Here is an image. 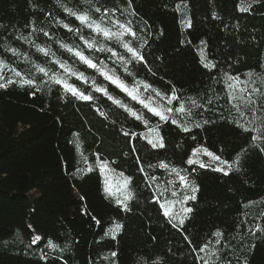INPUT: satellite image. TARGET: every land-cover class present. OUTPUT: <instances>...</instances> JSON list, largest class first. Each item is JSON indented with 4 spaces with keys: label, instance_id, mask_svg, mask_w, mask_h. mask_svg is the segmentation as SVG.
<instances>
[{
    "label": "trees",
    "instance_id": "16d2710c",
    "mask_svg": "<svg viewBox=\"0 0 264 264\" xmlns=\"http://www.w3.org/2000/svg\"><path fill=\"white\" fill-rule=\"evenodd\" d=\"M91 3L93 9L101 3L104 8H125L124 0ZM134 3L138 15L122 16L117 10L113 19L132 22L140 39L127 34L123 39L137 48L147 41L139 50L149 63L143 67L129 64L133 76L128 77L118 61L108 60L110 53L93 55L114 68L125 83L139 81L143 98L151 96L163 103L156 92L170 96V87L175 89L178 101L168 106L174 109L176 126L169 127L118 89L107 86V81L60 46L85 47L75 34L57 25L56 21L63 20L70 27H80L86 39L125 55L126 50L115 41L108 43L94 37L65 11L82 14V10H88L86 0H0V24L8 26L9 34L0 36V74L5 81H16L0 89V264H141L144 259L157 264H264V232L257 230L264 229V153L250 140L259 133L245 132L240 126L255 127L239 118L227 95L224 77L225 73L239 76L249 71L264 74V3H252L248 12L240 10L243 0ZM36 5L43 11L38 12ZM213 13L219 18L214 19ZM88 14L99 21V14ZM30 22H34L32 27L50 33V37L41 33L36 43L50 46L54 56L45 57L16 39L29 34L30 28L25 25ZM8 47L26 53L28 59L13 56L5 51ZM201 48L217 63L219 71L210 72L202 66ZM56 61L70 70L83 71L88 84L82 85L75 77L68 82L86 94L91 92L96 99L79 100L58 86L55 80L65 78L66 73ZM40 67L49 74L40 73ZM13 70L21 76L15 77ZM30 78L34 86L20 84ZM92 80L107 86L109 93L141 115V120L92 91ZM144 84L151 88H144ZM207 97H213L212 105L206 103ZM192 99L202 107H192ZM179 103L193 115L175 112ZM205 119L212 122L200 128L194 126ZM184 124L190 132H183ZM152 128L164 136L166 150L152 149L147 143L145 133ZM124 131L136 137L129 140L123 136ZM199 145L228 160L231 174L187 164L192 150ZM237 156L239 172L232 163ZM160 161L168 163L169 169L148 167ZM105 163L114 174L132 177L127 183L129 197L123 202L130 212H125L106 189L100 167ZM177 172L186 176L187 183L179 181ZM148 175L157 180H148ZM193 184L198 189L197 199L179 207V200L185 191L191 194L189 186ZM173 190L176 197L172 196ZM166 200L172 202L166 205L169 212L185 218L182 226L175 227L178 220L164 215L160 204ZM187 207L193 209L191 213L183 212ZM117 224L123 227L117 229ZM16 231L20 237L15 242L23 251L16 252L17 244L8 238ZM216 231L222 235L216 237ZM34 236L41 237L34 246H41L42 252L28 254L24 239L31 241ZM204 245L207 248L200 251ZM113 251L117 253L114 258Z\"/></svg>",
    "mask_w": 264,
    "mask_h": 264
},
{
    "label": "snow or ice",
    "instance_id": "6c2138e0",
    "mask_svg": "<svg viewBox=\"0 0 264 264\" xmlns=\"http://www.w3.org/2000/svg\"><path fill=\"white\" fill-rule=\"evenodd\" d=\"M86 3L88 4V10L83 11L82 14L77 15L75 11L72 9H65V11L68 13L69 16H72L76 21H78L81 25L86 27L88 30H91V32L94 34V37H102L106 42L111 43L113 41L116 42L117 46L122 47L126 50L125 55H127V59L125 58V55L119 54L117 51H115L112 47H108L105 44H100L97 42H92L91 39H86L84 34L81 31L80 27H70L69 23H65L63 20L56 21L57 25L62 26L63 29L67 30L68 32H71L75 34V36L83 42L84 48H80L79 46H69L68 44H62L61 47L65 48L67 52L71 53L76 60L82 64L85 68L97 73L99 76H101L105 81H107V86H111L115 89H118L121 91L126 98L130 99L133 102H137L144 110H146L148 113H150L152 116L157 118L159 121L165 122L169 127L176 126L177 125V119L174 118L172 115L174 112L173 107L168 106L172 105L174 102L178 101V97L176 94V90L170 87L171 95H162L159 92H156L155 89H152L153 92H156V96L159 98V101L163 102L162 110H159L157 107H153L154 103H157L158 101L153 100L151 96L141 98L139 96V81H135L132 85H129L125 83L123 79L119 75L116 74L114 68H108L107 63L105 61L99 60L98 57L93 55V52H99V53H110V56L108 57V60L112 61L113 63H116L117 61L122 65L123 74H125L128 77L133 76V73L129 70L128 65L132 64L135 65L136 63H139L141 67L145 66L149 62L146 59V56L139 50V48H143L144 44L147 43V41H144V43L139 45V48L133 47L131 41H125L123 38L127 34L136 40H139L140 37L137 35L136 31H133L132 22L127 21V23H121L119 18H115V12L118 10L121 12V15H127L130 16H136L138 13L135 11L137 5H135L134 0H124L125 8L119 9H109L104 8L103 4L101 3L99 6H96L94 9L92 8L91 0H86ZM264 3V0H253V4H260ZM36 7V10L38 12L43 11L38 7V5L34 6ZM180 7V5H178ZM103 8V11H102ZM242 12H248L252 10V5H248L247 7H243L240 9ZM88 12H94L95 14H99V22L96 19H93ZM47 15L54 19L51 12H48ZM213 18L218 19L219 17L216 15V13H213ZM107 18V20L105 19ZM32 23L30 22L28 25H25L26 28H30V32L28 35L21 34L19 37H16L17 40H23L25 44H28L30 47H34L37 52L43 53L45 57L54 56L55 53L51 51V47H45L41 44L36 43V39L40 38V34L42 33L44 37H50V33L45 31L43 28H36L32 27ZM112 24L115 30L113 28L102 26L105 24ZM187 26L190 28L191 21H186ZM0 29L3 31H0V36H7L8 34V26L4 24H0ZM35 37V38H34ZM201 45H206V41H201ZM5 51H10L13 56H20L21 58L27 60L28 55L26 53L19 52L17 48L15 47H8L5 49ZM87 53V54H86ZM200 63L202 66L210 71H219L217 63H215L212 59L208 58V55L206 54L204 48H201L200 50ZM2 63V61H0ZM57 64H59V67L61 69H64L66 76L63 79H56L55 83L62 87L67 93H70L72 96L76 97L79 100L82 101H93L96 99L91 92H88L87 94L84 91H80L79 88H77L74 84H71L68 82L69 78L75 77L78 82H80L82 85L89 83V78L85 76V73L83 71H73L69 68L65 67V63H61L60 61H56ZM148 71H152L151 68H148ZM39 72L43 73L44 75H48L49 73L46 71L44 67L39 68ZM13 74L15 77H20L21 72L14 71ZM246 76L248 79L241 80L240 76L238 75H230L228 73L224 74V77L226 78L227 82V95L230 97V99L234 102L233 107L235 108L236 112L239 114L240 117L244 116V111L242 109L252 107L255 109L256 107V100L253 99L254 95H261L264 96V92H262V89L260 86L257 85V82L252 79L253 73L249 71L246 73ZM0 89L6 88L8 85L16 83L15 80L12 78H7L5 81V76L3 74H0ZM21 85H28L30 87L34 86L35 81L34 79H26L20 81ZM251 85V86H249ZM107 86H100L96 85L95 80L91 81V88L92 91H95L96 93L102 94L104 97L107 98L108 101H111L113 104L119 106V108L124 109L126 112L130 113V115L135 118V120H141V115H139L136 111L133 109L127 107L126 104H124L120 99H115L108 91ZM144 88H151V85L144 84ZM214 91V90H213ZM216 99H219L218 97H215ZM206 103L208 105L213 104V97H207ZM191 106L200 109L202 107L201 104H198L195 99L191 100ZM97 112H99V115L101 117H104L107 119V116L104 112L99 111L97 109ZM175 112L181 113L185 116H192L193 113L191 110L187 111L185 110V105L183 103H179V106L175 108ZM199 115V112L196 113ZM255 115V111L252 113ZM210 120L205 119L202 122H195L194 126L197 128L202 127L203 125L209 124ZM237 123H240V121H236ZM115 123V122H113ZM250 123V122H249ZM144 124H147V120L144 121ZM240 126L244 129L245 132H257L258 135L250 136V140L261 153H264V131H261L257 127H246L243 123L240 124ZM183 132L187 133L190 132L191 129L187 126V124L182 125ZM155 131V130H151ZM123 136L128 138L129 140H132L136 137L135 133H130L127 131L122 132ZM147 139V137H144ZM195 139V137H192ZM147 143L151 146L152 149L157 150H166V143L164 136L161 135L159 139L157 140H151L147 139ZM132 151H135V148H131ZM193 152H200L204 151L207 152L209 156H215V159L217 161H220L222 164L228 165L229 169L232 168V164H229L228 160L221 161V157L218 155H215L212 152H208L207 149L197 148L193 149ZM122 155L127 156L128 153H122ZM186 163L189 165L195 166L197 162L191 158H188L186 160ZM236 165L235 171H240V158L239 156L236 157V159L232 162ZM104 167H107V164L105 163L103 165ZM149 168H160V169H169V164L165 163L164 161H160L158 164H148ZM200 168L206 167L203 163L199 165ZM91 170V169H90ZM216 171L224 172L225 175L231 174L230 171L225 170L224 168H216L214 169ZM139 171L141 173L145 172V169L143 167L139 168ZM171 171L176 172L175 168H172ZM192 171H195V167L192 169ZM177 175L179 176V181L182 184L187 183L186 176L185 175H179L177 172ZM148 180L155 182L157 180V177L154 175H148ZM132 179L131 176H129L125 183L127 184L128 181ZM191 189V194L188 193V191H185V193L182 196V199L179 200L181 204H183L186 201H195L197 199L196 193L198 189L193 185L189 186ZM177 193L175 190L172 191V196L176 197ZM127 199V197L125 198ZM172 202L165 201L164 204H160V207L164 210V215L169 217L170 220H178V223L175 224V227H180L185 223V218L182 215L173 214L169 212L168 206H170ZM117 204L123 206L125 212H130L131 209L128 207L127 203H123L121 200H117ZM168 205V206H166ZM191 207H187L183 209V212L185 213H191L192 212ZM123 225H116L117 229L122 228ZM258 231L264 232V229H257ZM216 237H220L222 233L220 231H216L214 233ZM114 238V237H113ZM41 237L36 236L33 240V243L39 241ZM154 239V238H153ZM217 244L220 243V240L217 239ZM50 247L56 248L57 245L50 244ZM205 248H207V245H204L199 250L204 251ZM117 253L115 251L111 252V257H116ZM203 259V258H201ZM141 264H157L156 261L150 260V259H144Z\"/></svg>",
    "mask_w": 264,
    "mask_h": 264
},
{
    "label": "rangeland",
    "instance_id": "374dc122",
    "mask_svg": "<svg viewBox=\"0 0 264 264\" xmlns=\"http://www.w3.org/2000/svg\"><path fill=\"white\" fill-rule=\"evenodd\" d=\"M252 3H253V0H243V6L244 7H247L248 5H250ZM102 26H107V27L113 28V30H115V28L113 27L112 24H105ZM251 72L253 73L252 79H254L257 82V85L260 86L262 89V92H264V74L257 72V71H251ZM246 73H248V72H245V73L239 75L241 80L248 79V77L246 76ZM249 86H251V85H249ZM139 96L141 97L140 94H139ZM141 98H143V97H141ZM253 99L256 100L255 109H253L252 107L242 109L244 111V116L243 117L239 116V118L243 119V122H246L250 125H254L255 127L259 128L261 131H264V96L254 95ZM162 105H163V103H154L153 107H157L159 110H162ZM253 111H255V115L252 114ZM151 130H155V131H151ZM145 134L147 135V137L149 139L154 140V141L160 138V135L158 133L157 128H152V129L148 130ZM197 148L207 149L206 147H204L202 145L195 147V149H197ZM207 151L212 152L209 149H207ZM212 153H214V152H212ZM189 158L195 160L197 162V164H199V165L201 163H203L207 167H213L215 169L216 168H224L227 171L231 170V169H229L228 165L222 164L220 161H217L215 159V156H209L207 154V152H204V151L192 152L191 156ZM221 161H223V159H221ZM229 164H231V163L229 162ZM103 165L104 164H101L100 167L103 170L104 182H105L106 189L115 197L116 200L119 199L122 202H125L129 197L127 184L125 183L126 179L123 178L122 176L114 174L113 172H111L108 169V167H104ZM126 197H127V199H125ZM182 206L183 205L181 204L179 207H182ZM15 233L12 234L10 237H8L9 240L14 242V243H16L15 241L18 240L20 237L19 231H16ZM35 237L36 236L32 237L31 241L24 239V243L26 244V248H24V249H25L26 253H28V254H32L34 252H39V253L42 252L41 246H39V247L34 246L35 243H33V240ZM16 244H17V246L15 248V251L16 252L19 250L23 251L21 244H19V243H16Z\"/></svg>",
    "mask_w": 264,
    "mask_h": 264
}]
</instances>
